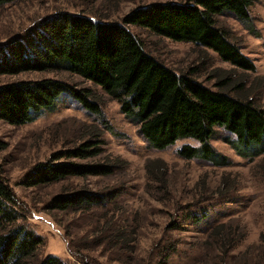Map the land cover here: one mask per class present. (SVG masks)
Here are the masks:
<instances>
[{
	"label": "trees",
	"instance_id": "16d2710c",
	"mask_svg": "<svg viewBox=\"0 0 264 264\" xmlns=\"http://www.w3.org/2000/svg\"><path fill=\"white\" fill-rule=\"evenodd\" d=\"M14 1L0 0V6ZM255 1H154L133 8L121 21L58 11L41 19L23 35L0 43V75L70 72L100 86L116 100L125 117L138 125L141 134L156 149L163 150L180 139L192 138L199 145H182L178 150L182 158L228 166L230 158L211 143L217 129L223 128L228 132L223 140L240 156L254 159L264 154V107L248 97L244 80L232 85L239 89L234 95L229 83L232 70L216 68V85L220 89L214 90L194 77V69L177 72L147 52L129 25L143 26L175 41L202 45L245 72L255 71V63L217 21L218 15L232 12L249 22ZM65 94L71 95L88 111L102 114L100 101L94 99L89 87L79 88L65 79L43 77L0 83V120L14 125L33 122L57 110ZM103 126L86 124L80 143L35 164L23 183L38 186L73 176L112 175L127 168L129 160L121 155L112 158L106 154L104 136L109 126L107 123ZM91 158L102 159L71 160ZM145 167L150 181L148 191L153 194L155 184L156 189L163 190L158 200L175 201L167 161L149 158ZM233 186L225 174L216 186L211 185L208 176L200 178L193 189L192 202L185 204L188 219L200 222L207 217L209 206ZM103 198L99 192L87 189L64 191L51 199L49 209L91 208L90 205L102 203ZM174 225V228L179 227L178 223ZM235 233L231 226L222 222L211 230L206 243L220 244L222 250H227L245 237L237 238ZM116 238L123 240L121 233ZM260 241L264 245V233ZM43 243L44 238L28 225L24 204L0 165V264H73L53 253L41 255L39 250ZM169 249L175 251L176 247L171 244ZM169 256L163 254L155 264H169Z\"/></svg>",
	"mask_w": 264,
	"mask_h": 264
},
{
	"label": "rangeland",
	"instance_id": "374dc122",
	"mask_svg": "<svg viewBox=\"0 0 264 264\" xmlns=\"http://www.w3.org/2000/svg\"><path fill=\"white\" fill-rule=\"evenodd\" d=\"M154 1L167 0H15L0 6V43L23 35L41 19L58 11L121 21L133 8ZM250 13L249 22L232 12L217 16L218 25L228 31L230 39L255 63L256 70L247 72L222 60L210 48L159 36L140 25L129 27L147 52L177 72L194 69V77L214 90L220 89L216 85V68L232 70L229 81L232 94L239 90L232 85L243 79L248 97L264 107V0L255 1ZM43 77L65 79L79 88L89 87L94 99L100 101L102 114L88 111L65 94L57 110L33 122L14 125L0 120V165L24 204L28 225L44 238L41 255L53 253L73 264H155L163 254L170 255L169 264H264V245L260 241L264 233V154L254 159L240 156L223 140L228 134L223 128L217 129L211 143L230 158L228 166L182 158L178 153L182 145H199L192 138L180 139L163 150L156 149L141 134L138 125L125 117L116 100L100 86L70 72L0 75V83ZM105 123L109 126L104 136L105 152L112 158L121 155L129 160L127 168L112 175L73 176L38 186L23 183L35 164L80 143L86 124L104 127ZM149 158H162L169 164L175 201L158 200L163 190L156 189L155 184L153 194L148 191L150 181L145 164ZM99 159L102 158L71 160ZM223 174L234 183L232 190L209 206L208 216L200 222L188 219L185 204L192 202L197 181L208 176L211 185L216 186ZM80 189L99 192L104 201L90 205L91 208L49 209L55 195ZM222 222L233 228L237 238L245 236L227 250H222L220 244L206 243L211 230ZM175 223L179 227L174 228ZM118 233L123 240H117ZM171 244L175 245V251L167 250Z\"/></svg>",
	"mask_w": 264,
	"mask_h": 264
}]
</instances>
